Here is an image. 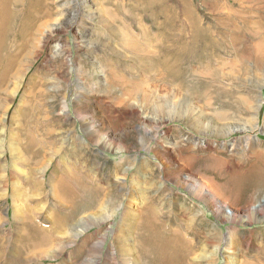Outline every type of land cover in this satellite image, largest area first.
<instances>
[{
    "label": "rangeland",
    "instance_id": "obj_1",
    "mask_svg": "<svg viewBox=\"0 0 264 264\" xmlns=\"http://www.w3.org/2000/svg\"><path fill=\"white\" fill-rule=\"evenodd\" d=\"M40 2L47 6L48 28L36 34L33 19V29L21 37L16 22L5 39L2 63L16 56L20 41H34V51L21 81L9 88L15 95L4 102L3 111L0 108V141L6 139L5 128H13L10 120L18 107L28 110L21 102H28L33 115L47 116L58 148L44 167L30 168L14 161L0 142V175L11 176L15 183L0 187V231L11 229L17 236L27 215L48 233L54 248L45 258L34 257L32 264H123L124 250L131 252L132 264L144 206L152 203L169 229L183 225L178 213L188 205L194 212L186 217L197 215L193 227L203 228L212 239L205 245L206 259L200 258L199 244L195 246L192 264H264V206L258 207L264 203V187L245 181L233 190H240L238 197L220 194V203L237 213L238 218L228 222L193 185L196 180L212 185L233 174L242 177L256 154L264 155V66L258 67L253 57L264 42V0ZM63 20L65 28L59 31ZM234 36L242 39L234 49L217 51L210 42L221 46ZM130 37L136 50L128 47ZM220 67L219 75L203 74ZM31 77L40 85L35 93L43 92L36 100L26 95ZM135 82H147L146 88L161 99L160 113L150 109L152 102L137 96L130 100L129 84ZM91 123L100 130L97 137L86 128ZM105 135L115 138L116 146L106 142ZM62 163L81 168L78 171L104 193L110 185L113 196L107 195L101 208L69 219L71 209L60 204L54 192ZM22 177H31L33 188Z\"/></svg>",
    "mask_w": 264,
    "mask_h": 264
},
{
    "label": "bare ground",
    "instance_id": "obj_2",
    "mask_svg": "<svg viewBox=\"0 0 264 264\" xmlns=\"http://www.w3.org/2000/svg\"><path fill=\"white\" fill-rule=\"evenodd\" d=\"M46 7H47L46 4L41 3L40 0H0V69H1L0 94H2L0 95V108L2 111L5 109L4 102L8 98L11 97L12 93L13 95H15V92H16L13 90L10 91L9 88L10 87L13 88L15 84L17 85V83L21 81L26 71L25 65L26 63H29L30 57L32 56L31 55L32 51H34L33 50L34 41L31 42V45L28 44V40H25L23 43L22 41H20L17 43V45L18 46L21 45V47L17 49L14 48L15 49L14 52L16 56L10 57L8 61L2 63L1 53L5 48L6 36L13 32L16 22H19V25H18L19 28L16 29L17 31L16 33H17V36L22 37L24 35V30L31 31V29H33V25H32L33 19H37L36 23H38L37 26L35 27V33L38 34L39 32H44V28H48V23H49V22L46 23V19H48V15H49L47 14ZM23 13L24 15H22ZM41 19L43 21L40 23ZM65 22L64 20L61 21L59 24V27H57L56 29L59 31L63 30L65 28V25H64ZM108 25H111L110 22L107 24V27L111 29L110 26ZM127 30L128 29L126 27H123V31L129 36H131L127 32ZM130 38L131 40L130 42H128V47L132 48L133 50H136L137 43H135L132 37ZM240 40L242 39L240 38ZM240 40L238 36H234L229 39L227 38V41L224 42L221 46H218L217 42L212 39L210 40V42H214L213 43L214 49H216L217 51H220L223 49L225 50L227 46L232 47L237 42L240 43ZM199 41L200 40L195 39V42H199ZM16 42L17 40L14 43L16 44ZM228 43L229 45H227ZM262 43L264 45V42ZM244 44L245 42L243 43V45ZM245 45H247V43ZM263 45L261 44L258 46L255 45V47L257 46V48L254 51L253 57L255 56L254 59H255V62H257L258 67L259 65L264 66V47H262ZM217 47H220L221 49H217ZM10 49H12V46L10 47ZM247 55H248V52H247ZM235 58L236 57H234V59ZM176 63L177 61L174 62L175 65ZM237 63L239 64V62ZM171 67H175V66L172 65ZM220 70H222V67H220V69L218 70L206 69L205 70L206 72L203 74L208 77H212V76L214 77L216 75H219ZM111 72L110 73L114 75V72L113 71ZM174 75H175V72H172L171 73L172 80H175ZM29 82H30V86L28 90L26 91V95H28V97L30 96V98H32L31 96H33L34 99H35V95L38 96L39 98L42 97L43 96L42 91H38L39 95H37L38 92L35 93L36 88L39 89L40 87L39 82H35L34 77H31ZM142 83L135 82V83L129 84L131 88H129V91L127 93H128V96L130 97V100H131V96H137L139 97L140 100H143L145 103L152 102L154 103L152 104L153 108L151 107L150 109L155 113H160L163 108L161 99L159 101V98L154 94L155 92L150 91L148 88H146L147 82L143 84ZM212 84H209V85H212ZM246 103L248 104V102ZM21 104L24 106V109H28V110L20 111V107H18V110L15 111V115L12 118L10 117L11 118L10 121H12V124H14L13 128H9V129L5 128L6 130L4 131V136L6 134V139L1 140L0 142H2V145H5V148H7L8 151L13 154L12 158L14 159V161L16 160L17 162L23 164V166H28L30 168L31 167L35 168L36 166L44 167V165L46 164L47 158L55 155L54 148L57 147L56 145L57 138L55 139V129L53 126H51L50 122L46 119L47 116L46 117L39 116L41 115V113L39 115H33L35 111L32 112L30 110V108L32 107L29 106L28 108V106L22 102ZM133 107L135 108V106ZM198 118H201V117H198ZM58 126L56 125V127ZM86 128L90 132L93 131V137H97L99 135L98 132L100 130L98 131V129H96V126L93 125L92 123L91 125H88ZM102 138L106 142H108L110 145H115V142L117 141L115 138H110L108 135H105V137L102 136ZM117 149L118 151L119 150L122 151L123 147H118ZM72 158H77V154H74ZM255 158H256V161L254 165H252L250 167V170L247 171L245 174H243L242 177L239 173V174H233L229 177L223 178V180L220 183H215L212 181V185H210L209 181H205V180L204 181L196 180L193 183L194 188L197 190L199 195L205 200L210 201L209 203L213 207L212 209L214 210L216 215L221 216L224 220L228 222H234L238 218L236 215L237 213H235L231 209H228L229 207L227 208L226 205H223L220 203V198H219L220 194L224 192L227 194L228 193L235 194V196H237V194H239L237 192H239L240 190L236 189L235 193H233V190L239 183H243L245 181H249V182L255 181L256 183L255 186L264 187V155L257 153ZM75 164L62 163L61 164V168H62L61 174L60 176H57L55 183H53L55 187L54 192L56 193L57 200L59 201V203L65 207L69 206V208L71 209V213H70L71 216L69 219H73L75 215L81 211H89L90 209L92 210V208L94 209L101 208L103 199H106L107 195L113 196L112 190H110L111 188L110 185H106V186H109L107 188L108 192L104 193L101 187H97L96 185H94L93 182L90 181L88 176L84 175L83 172L78 171V169L79 170H82V169L77 168ZM11 168H12V165H11ZM248 175L249 176L252 175V177L248 180H245L247 179L246 176ZM7 176L8 175L2 178V176L0 175V187L3 188L4 186H6V189H8V183H11L10 182L11 176L10 177H7ZM22 178L21 180L23 181L25 180V185H27L29 189L33 188L31 177H22ZM12 184L13 186L15 185V183H11L10 185ZM13 191L15 192V189H13ZM16 191H18L17 187H16ZM13 197H14V194H13ZM13 197L11 198L13 199ZM263 206H264V203H260L258 205V207H263ZM192 211H193L192 207L190 208L188 207V205L185 206L183 211L178 213L180 220L184 222L183 225L181 226L178 225L175 228L171 227L168 229V227H166V223L163 222L161 218H159L160 216L157 210L153 207L152 203L150 206L148 204V207L144 206V208L140 212V222H139L140 229H139V235L137 236L138 243H137V249H136L137 255L136 257H134L135 261H132V264H192V262H194L193 256L195 255V251H197L195 247L197 244H199V248L202 250V254H201L202 256L200 258L206 259L205 257L206 255H204V252L206 249L205 245H209L212 239L210 236L206 235L208 232L203 231L202 230L203 228L195 229L193 227L192 219L197 218L196 217L197 215L193 216L192 218L191 217L189 218V216L188 218L186 217V215L190 214ZM257 212L258 214H260L261 209L258 210ZM15 214L16 213H14V215ZM93 214H90V215H93ZM180 214L182 215V217H180ZM21 221H22L21 222L22 227L19 230L17 229V232H18L17 236L14 234L15 231L11 229L6 232L0 231V264H32L33 259L35 260L34 257H36L37 255H40V257L45 258L47 250H49L50 248H54L55 246L54 244L49 243L48 238H47L48 235L46 236L47 232L45 233L44 230L38 229L32 218L25 215ZM66 221H68V217L66 218ZM2 222H3V219L0 216V225L3 224ZM201 225L206 227L203 223ZM9 235L11 236L15 235L14 239L9 238L10 241L6 240V238ZM49 236L52 237V235H49ZM196 237H198L199 240L198 242L195 243L193 242V240ZM122 253L124 255V261H122L121 263L130 264L131 252L128 250H124L122 251Z\"/></svg>",
    "mask_w": 264,
    "mask_h": 264
}]
</instances>
